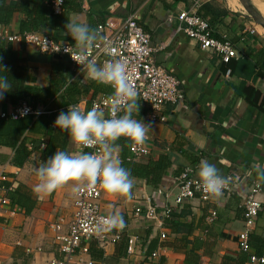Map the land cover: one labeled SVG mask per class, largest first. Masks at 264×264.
<instances>
[{"label": "crops", "instance_id": "crops-1", "mask_svg": "<svg viewBox=\"0 0 264 264\" xmlns=\"http://www.w3.org/2000/svg\"><path fill=\"white\" fill-rule=\"evenodd\" d=\"M46 1L48 4L51 0ZM182 10L205 17L215 36L226 37L234 44L238 57L225 64L217 53L203 50L186 35L177 33L176 16ZM59 16L63 21L59 35L71 45L74 42L64 27L67 20L98 29L108 19L119 22L133 16L151 35L153 46H163L155 54L156 63L178 78L185 94L181 104L165 106V123L149 121L148 107L138 98L139 115L134 113V118L152 124L146 141L151 155L144 160L165 157L170 165L159 184L153 185L141 172L143 160L128 161L129 142L124 138L117 142L122 163L125 159L137 164L135 168L140 173L131 174L134 178L131 199L102 189L101 209L105 215L114 212L123 215L126 222L123 233L127 239L104 249L93 243L89 257L99 264H146V257L159 249L158 264H250L249 255L239 250L237 237L244 227L243 198L252 181L262 186V207L250 237V254L262 256L264 183L258 181L255 165L264 166V38L251 18L239 7H230L229 0H64V11ZM168 16L173 17L171 23ZM22 19V15H15L9 24L1 27L9 35H18ZM15 44L19 62L29 76L26 85L55 86L56 81L51 77L52 57L24 42ZM62 59L59 97L66 106L78 104L90 109L94 97L112 93L110 87L88 79L85 72L79 73L65 57H59V61ZM72 87L73 94L67 95L66 88ZM51 104L50 101L46 108ZM11 110L13 107L7 101L0 100V112ZM27 138L29 141L38 136ZM67 142L66 151H75L70 136ZM13 156L12 148L0 146V168L8 174L12 187L22 184L34 191V169L41 163L40 152H32L22 167L11 164ZM202 159L215 164L223 176L232 170L249 171V179L219 199L186 201L177 211L184 212L178 218V224L183 226L178 231L166 227L164 221L158 225L157 219L162 222L165 216L164 204L173 206L178 195L175 178L188 167L197 172ZM159 189H163V194H158ZM74 200L73 185L69 184L51 195L38 196L35 208L28 215L17 206H0V264H43L60 259L54 241L56 230L51 226L60 224L62 231L67 230L75 212ZM149 204L155 205L157 218L146 214L145 207ZM137 205L143 207L142 216L134 218ZM212 211L214 219H210ZM164 231L168 237L162 241L160 234ZM151 244L155 245L152 250Z\"/></svg>", "mask_w": 264, "mask_h": 264}, {"label": "built area", "instance_id": "built-area-1", "mask_svg": "<svg viewBox=\"0 0 264 264\" xmlns=\"http://www.w3.org/2000/svg\"><path fill=\"white\" fill-rule=\"evenodd\" d=\"M47 8L50 14L60 15L64 11V0H51L48 2ZM176 18L177 25L175 30L177 33L186 35L203 50L217 53L223 63L228 64L232 59L238 57L234 44L226 37L217 38L209 21L198 13L182 10L177 14ZM167 21L171 23L173 17L168 16ZM98 30L112 44L111 56L106 53L103 43H100L92 50V58L101 64L110 58H126L133 73L132 83L137 89L138 98L148 107V120L165 123L167 121V115L164 111L165 106L168 104H172V106L181 104L185 100V94L178 78L156 63L155 54L163 46H153L151 35L137 23L133 16L121 19L119 22L108 19L98 27ZM0 40L24 42L26 46L34 47L42 54L66 57L70 64L77 68L79 73L83 72L81 66L70 55L73 51V45L57 42L45 32L32 31L24 34L9 35L0 26ZM121 42H123V46H121ZM57 49H60V51H56ZM64 49L69 53L65 52ZM230 73L231 71L228 70L227 74L229 75ZM109 95L111 94L97 96L92 101L90 109L92 107H100L107 113L108 105L105 102ZM46 110L45 106H39L34 109L28 101H25L10 112H0V117L10 115L17 119L26 115L38 116L45 113ZM85 151H94V149H85ZM129 152L128 161L130 162H139L151 155V150L146 142L143 146L135 149L129 146ZM224 176L231 177L232 180L229 187L224 191L223 196L230 195L238 185L247 182L249 171L232 170L224 174ZM175 179L178 185V195L174 199L173 206L164 204L165 215L177 212L186 201L195 198L203 201L211 199L198 183L197 172L194 168H186ZM2 182H9V176L0 168V193L3 194L0 196V206H10L11 202L6 194L11 190V187L2 186ZM163 192V189L158 190L160 195ZM261 195V184L252 181L243 198L244 227L238 234L237 244L242 253L249 255L250 264H264V254L262 256L250 254V237L255 230L254 227H256L262 207ZM101 197L102 189L98 185L75 193V212L67 230L62 231L60 224L51 226L56 230L54 241L58 246L61 258L52 259L43 264H99L89 257L91 245L95 243L99 248L104 249L108 245L115 244L125 231V228L123 230L105 229L103 233L94 231L100 218L109 216L102 212ZM145 208L149 217L157 218L155 205L149 204ZM142 211L143 207L141 205L135 206L133 210L134 218L142 216ZM214 218L215 212L212 211L210 219ZM157 221L158 225H160V220L157 219ZM167 237L166 231L160 234L162 241L166 240ZM160 255L159 249L152 252L146 257V264H158ZM85 256L88 259H84ZM32 264L39 263L33 262Z\"/></svg>", "mask_w": 264, "mask_h": 264}, {"label": "clouds", "instance_id": "clouds-1", "mask_svg": "<svg viewBox=\"0 0 264 264\" xmlns=\"http://www.w3.org/2000/svg\"><path fill=\"white\" fill-rule=\"evenodd\" d=\"M64 27L66 35L74 42L70 54L72 59L81 66L88 79L110 87L112 93L105 102L107 113L100 107L83 109L73 104L58 114L54 127L68 133L76 150H57L42 161L34 169L36 184L33 190L40 196L51 195L69 184L73 185L75 193L98 185L108 194L131 199L134 178L130 170L122 166L120 144L117 142L124 138L135 149L144 145L152 131L150 122L134 118V113L139 115L140 104L137 89L132 83L133 73L124 57L110 58L102 64L92 58V50L100 43L111 56L112 44L98 29L76 20H67ZM64 51L69 53L66 49ZM2 61L0 56V100L13 88L6 74L9 69ZM255 171L258 181L264 183V166L255 165ZM197 176L202 190L216 199L223 196L232 180L223 176L220 169L206 159L200 161ZM125 227L123 215L114 212L100 218L94 231L103 233L105 229L123 230Z\"/></svg>", "mask_w": 264, "mask_h": 264}, {"label": "trees", "instance_id": "trees-1", "mask_svg": "<svg viewBox=\"0 0 264 264\" xmlns=\"http://www.w3.org/2000/svg\"><path fill=\"white\" fill-rule=\"evenodd\" d=\"M46 2V0H0V26L9 24L15 15H22L20 34L41 31L51 36L57 42L70 43L69 40L59 35L63 21L59 15L49 13ZM201 17L203 16L201 15ZM0 56L3 57L2 63L9 69L6 74L13 85L11 91L5 93V98L2 102L7 101L13 108H16L23 102L28 101L34 109L39 106L46 107L50 101L52 102L47 107L45 113L38 116L26 115L17 119H14L10 115L0 117V146L9 147L14 150L11 164L15 167H22L34 151L40 152V162L46 160L57 150L66 151L68 143L67 137L69 135L66 131L54 127V121L58 114L61 111H67L68 107L62 101V97H59V90L62 87V83L59 86V69L63 68L64 59L59 61V57L51 56V63L54 70L51 77L55 79L56 85L41 88L26 85L25 82L29 76L27 69L19 62L15 42L0 40ZM66 60L68 59L66 58ZM75 87H78V85H75ZM73 92V87L71 89L66 88L65 90L67 95L73 94ZM95 98L90 101V105ZM29 135H36L38 138H32L28 141L27 136ZM123 144L125 145L124 142ZM143 161L140 162L141 164L139 163L144 167L141 172L146 175L147 180L151 184L157 186L170 165L169 161L165 157H159L157 160L149 159ZM135 165L137 164L129 163L125 159L122 163V166L129 169L131 174L140 173L136 170ZM1 185L6 188L11 187V190L7 192L11 206L20 207L26 215L30 214L35 208L38 196L34 191L26 188L22 184L12 187L11 183L2 182ZM183 213L171 212L165 215L162 222L160 220V225L164 221L166 227L178 231L179 228L183 227L178 224V218ZM126 239V234L123 233L118 241L123 242ZM125 243L127 244V242ZM153 244H151L150 250L154 249L155 245Z\"/></svg>", "mask_w": 264, "mask_h": 264}, {"label": "rangeland", "instance_id": "rangeland-1", "mask_svg": "<svg viewBox=\"0 0 264 264\" xmlns=\"http://www.w3.org/2000/svg\"><path fill=\"white\" fill-rule=\"evenodd\" d=\"M250 1L252 2V5L257 10V12H259V14L264 17V0H250ZM229 6L232 7L233 9L239 7V10L241 12H243L244 14H246V16L248 18H251L250 15H249V13L243 7V5L240 3L239 0L238 1L237 0H229ZM250 20H251V22H253L254 24H256L252 18ZM256 26H257L259 32L261 33L262 38H264V29L261 28V26H259L258 24H256Z\"/></svg>", "mask_w": 264, "mask_h": 264}, {"label": "water", "instance_id": "water-1", "mask_svg": "<svg viewBox=\"0 0 264 264\" xmlns=\"http://www.w3.org/2000/svg\"><path fill=\"white\" fill-rule=\"evenodd\" d=\"M243 7L247 10L250 17L254 20L256 24L261 26L264 29V17L257 12V10L253 7L252 2L250 0H239Z\"/></svg>", "mask_w": 264, "mask_h": 264}]
</instances>
